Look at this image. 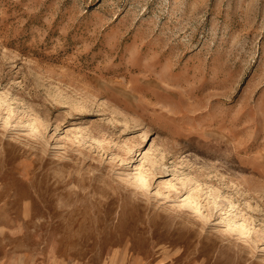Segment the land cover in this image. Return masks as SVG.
I'll use <instances>...</instances> for the list:
<instances>
[{
	"label": "rangeland",
	"instance_id": "obj_1",
	"mask_svg": "<svg viewBox=\"0 0 264 264\" xmlns=\"http://www.w3.org/2000/svg\"><path fill=\"white\" fill-rule=\"evenodd\" d=\"M0 264H264V0H0Z\"/></svg>",
	"mask_w": 264,
	"mask_h": 264
}]
</instances>
